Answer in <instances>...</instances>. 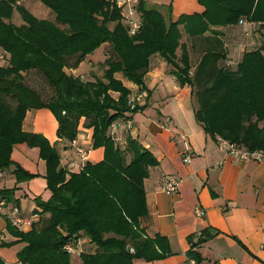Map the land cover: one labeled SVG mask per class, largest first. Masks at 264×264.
Segmentation results:
<instances>
[{
  "label": "trees",
  "instance_id": "16d2710c",
  "mask_svg": "<svg viewBox=\"0 0 264 264\" xmlns=\"http://www.w3.org/2000/svg\"><path fill=\"white\" fill-rule=\"evenodd\" d=\"M19 1L0 0V179L11 167L15 184L35 177L11 160L14 146L26 144L36 148L45 163L50 197L35 199L45 219L39 218L30 230L6 225L13 243L24 244L18 262L72 264L63 247L81 235L92 249L80 254L81 264H133L135 259L153 262L169 257L166 238H149L140 229L148 214L144 180L158 162L130 136L121 148L118 137L109 133L113 123L131 119L142 109L131 108V91L116 75L142 89L150 58L161 56L174 68L171 74L178 85L191 88L195 121L205 134L250 153H264V53L246 51L232 68L224 65L228 52L223 40L225 29L243 24L258 25L264 33V0H197L204 12L176 22L139 0L135 7L139 26L133 35L121 8L109 0H38L53 20L35 17ZM15 11L21 25L12 22ZM183 33L192 48L202 46L193 70L188 48L181 42ZM105 44L114 57L104 60L100 78L83 80L66 72ZM31 71H37L52 90L47 100L24 83ZM39 109L51 112L56 136L68 146L77 139L81 122L91 129V149L103 148L102 161H86L77 173L61 166L57 150L44 136L23 129L27 112ZM14 191L15 187L0 189V199L18 206ZM209 237L202 231L196 242L189 239V261L200 263L196 249ZM0 264H5L1 257Z\"/></svg>",
  "mask_w": 264,
  "mask_h": 264
},
{
  "label": "crops",
  "instance_id": "0c3cea01",
  "mask_svg": "<svg viewBox=\"0 0 264 264\" xmlns=\"http://www.w3.org/2000/svg\"><path fill=\"white\" fill-rule=\"evenodd\" d=\"M21 1L26 0H20L19 3ZM145 1L148 8L157 9L171 22H176L181 16L201 15L204 12L197 0ZM245 27H229L225 32L246 31ZM181 42L188 48L193 70L200 58L202 46L196 44L192 48L191 41L188 43L181 39ZM226 50L228 52L227 47ZM178 51L177 57L180 56ZM192 53L197 55V59H193L195 55L192 56ZM90 58L91 55L86 56L78 68L68 69L67 72L76 76L75 72L83 70L86 64H94ZM173 69L157 54L150 58L149 70L141 89L145 90L147 98L140 106L142 109L132 115L131 128L120 127L117 133V143L121 148L125 146L126 137L130 136L158 162L157 166L149 169L144 180L148 214L141 220L140 229L149 238L155 235L166 238L172 252L163 260L146 262L135 259L133 264H191L186 256L189 239L196 242L202 231L211 237L196 249L201 259L199 264H264V160L241 161L205 134L195 121L191 88L178 85L171 74ZM116 77L131 92L140 90L121 75L117 74ZM23 129L44 136L57 150L61 166L79 162L74 149L57 138V122L49 110L28 111ZM91 136L92 130L84 128L81 122L77 145L89 151L86 161L98 163L102 161L104 151L103 148L91 149ZM186 150L192 155L189 163L183 161ZM11 160L35 177L15 184L10 174L11 167L0 179V189L15 187L14 199L18 201L21 214H36L38 219L34 222L39 221V218L42 220L44 216L40 214L35 199L47 201L50 197L44 179L45 163L39 159L38 150L26 144L14 146ZM72 172L77 173L78 170ZM164 177L181 180L177 193L167 194L161 190ZM197 208L202 211V216L197 215ZM7 223L4 213H0V257L5 264H15L18 261L17 253L24 244L13 243L14 238L6 231ZM30 229L31 226L23 231ZM80 241L84 248L90 250L91 244L87 237L81 235ZM7 243L12 245L2 246ZM79 257L71 256L80 260Z\"/></svg>",
  "mask_w": 264,
  "mask_h": 264
},
{
  "label": "built area",
  "instance_id": "2783aa9c",
  "mask_svg": "<svg viewBox=\"0 0 264 264\" xmlns=\"http://www.w3.org/2000/svg\"><path fill=\"white\" fill-rule=\"evenodd\" d=\"M113 2L118 8H121L123 14V21L129 27V34L133 35L135 31L138 29L139 22L136 18L135 7L139 3V0H109ZM246 24H243L245 26ZM147 98V93L145 90L132 91L129 97V103L131 108L133 109L135 106H141ZM132 126L131 119L124 120L122 122H115L110 126L109 133L112 137L117 136L118 129L120 127H125L130 129ZM219 145H221L226 151L236 157L241 161H262L264 160V153L261 152H253L250 153L244 149H239L234 147L233 145L228 144L227 142L221 141L218 139ZM70 147L74 149V151L79 156V162H70L67 164V169L69 171L80 170L81 167L87 160V156L89 151L79 147L77 145L76 140L70 143ZM192 155L189 150L183 154V161L185 163L191 162ZM181 180L179 178H170L164 177L161 184V190L167 194H175L179 190ZM0 213H4L8 222L19 231H23L27 227L32 226L35 220L38 219V215L34 214L32 216H23L18 208V206L14 204L6 203L5 200L0 199ZM198 216H202V211L197 208L196 211ZM64 251L70 256H80L81 253H86L88 250L84 248L83 243L78 239L74 243L66 244L63 247ZM133 250L130 249V252ZM191 264H196L195 261L190 260ZM15 264H21L16 261Z\"/></svg>",
  "mask_w": 264,
  "mask_h": 264
},
{
  "label": "rangeland",
  "instance_id": "374dc122",
  "mask_svg": "<svg viewBox=\"0 0 264 264\" xmlns=\"http://www.w3.org/2000/svg\"><path fill=\"white\" fill-rule=\"evenodd\" d=\"M21 3H25L24 5L28 9V11L34 14L37 18L48 20L54 19L53 14L38 0H26L24 2L21 1L20 4ZM12 22L15 25H21L23 23L20 15L16 11L13 14ZM245 26L246 31L227 30V34L226 32H223V39L225 44L227 45L226 47L228 49V55L230 57H227L224 65H229L230 67L234 68L236 66V63L240 60V55L246 51L260 49L262 50V53H264V33L260 31V27L258 25L251 26L249 24H246ZM228 34L230 35L228 36ZM182 36V41H186L188 43L190 42L189 40H187L188 38L184 33ZM179 52L180 51H178V53ZM90 55V59L94 64L90 66L88 63L83 70H81L80 72H75L76 75L80 76L83 80H93L95 78H100L104 69L102 63L106 58L114 57V53L112 52L108 44L99 47ZM193 55H195V53H192V56ZM193 59H197V55L193 56ZM73 61L74 60H71L70 64H72ZM67 71L68 70H66V72ZM24 83L28 87L40 93L42 98L45 100H47V98H49L53 93L45 79L37 71H31L25 74ZM90 251L92 252V249H90L88 252ZM71 259L72 264H81L80 260L73 258Z\"/></svg>",
  "mask_w": 264,
  "mask_h": 264
}]
</instances>
